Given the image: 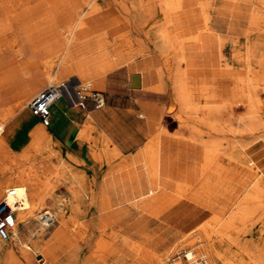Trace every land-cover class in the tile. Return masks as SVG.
Wrapping results in <instances>:
<instances>
[{
    "label": "rangeland",
    "instance_id": "rangeland-1",
    "mask_svg": "<svg viewBox=\"0 0 264 264\" xmlns=\"http://www.w3.org/2000/svg\"><path fill=\"white\" fill-rule=\"evenodd\" d=\"M48 1L51 2L49 5L55 4L54 0ZM94 2L97 8L90 10L88 17L108 9L116 14V19L123 24L118 31L111 35L102 32L94 36L82 37L80 32L73 46L75 58L64 66H59V58H54L46 51L47 40L50 35L49 29L54 23V17L50 15L47 8L32 9L27 14L16 16L5 14L0 17L3 20L13 19L15 22L13 24L14 33H16L17 38L23 41L28 37L29 41L26 42V45L32 51L37 52L35 54L36 65L28 67L27 61L23 57L21 60L16 58L10 49L4 48L3 51H0V139H2L0 142V188L8 185V183L10 186H16L24 211L28 214L34 211L33 215H35L34 220L31 221L33 224L31 230L25 228L23 224L19 225L20 238L13 236L14 233L8 240H4L0 236V242H2L0 264H5L7 260H10V264H49L46 259L40 263L37 260L39 257L43 259L42 256H37V253L40 252L45 256L43 250L48 248L50 254H54L56 264H69L65 259L69 254L66 243L74 236L81 243H84L76 251L77 264H109L114 260L115 253L117 255L124 253L127 264H135L138 259L141 260V263L147 264L140 257L139 251L129 249L123 252V244L119 238L121 235L127 236L131 241L150 251L152 250L149 253L161 254L163 258L161 264H168L169 255H175L176 262L183 264V258L178 254L183 253L181 252L183 249H192L198 253L208 252L215 239H206L204 229H212L218 218L228 219L233 208L242 198L247 193L254 191L253 181L257 178L255 171L247 173L245 171L239 172L230 166L223 167L222 159L215 161L210 167H206L203 157L190 160L185 154H179L175 149L170 148L169 144L164 147L165 142L188 144V140L193 138L191 128L197 125L196 121L189 115H180V112L175 110L167 111L170 106V70L179 59L178 57L171 60L166 59L163 51L153 44L149 38L152 24L143 26L140 32L133 31V26L127 21L130 18L131 10L124 7L130 4V0H116V4L111 0H95ZM247 12H251L250 8ZM78 17L79 13H77V20ZM259 30L264 34V23ZM123 33H129L132 39L143 42L141 53L131 60V63L133 62L132 68L124 66L117 71L129 78L130 82L125 85V89L128 91L133 89V94H142L140 97H133V102H135L133 119L138 121L134 122L133 125H139L140 128L131 129V136H136L137 138L134 140L138 143L129 146L125 151L123 146L115 142L114 138L103 132L98 133L96 129L90 127L87 133L83 131L79 136V139L85 142L89 149V154L87 158L85 157L86 160L70 155L67 158L61 157L54 151L49 156L48 151L43 149L36 150L23 158V144L27 143L28 145L29 142L18 128L14 133L9 132L15 124V122L11 123L10 121L22 112L24 106L37 93L50 86L66 83L70 81L72 76L66 75L60 80H49L43 68L45 63L52 62L49 69L51 75L59 73L66 67H71L72 63H85L87 65V62H91L99 54L106 50L111 51L113 39ZM99 37H104L105 47L96 46L95 42ZM61 39L60 37L59 40ZM124 51L125 54L130 52V49ZM222 52L224 58L221 59L220 70L228 69L226 67L228 65L231 66L232 70L241 73L246 70L244 67L246 45L243 42L239 44L226 40ZM115 53L112 51L111 55L115 56ZM262 62L264 63V57ZM180 67L186 68L184 64H181ZM140 72H143L144 75L151 72L148 87L142 86ZM132 76L140 77V88L132 87ZM9 82L15 84L16 89L19 90V92L17 90L18 98H16L19 101L17 104L13 100L16 98L13 97V90L10 87L5 91L2 90V86ZM89 82H93V80L85 79L78 83L76 78H72L71 86L79 91L81 96H87L89 99L93 98L95 91L102 95L106 91V78L101 88L93 86L94 83L89 87ZM255 84L260 85V81L255 82ZM159 86L163 91L162 89L160 91L154 89ZM23 88L31 89V91L20 94V90ZM257 96L264 102L263 91L259 90ZM14 106L15 113L13 112ZM154 106L157 107L155 111H158L159 116V124L156 127L151 126V122L147 118V112L151 111ZM81 116L83 119L90 120L86 111L81 112ZM253 133V142L257 144V148H260L257 156L264 159L263 120H257ZM204 136L209 137L208 134H204ZM224 138V148L228 150L230 147L229 136L225 135ZM150 143L157 147L161 154L176 160L186 161L189 168L181 170L178 174L175 172L168 176L164 175L165 186L162 190L144 201H139L140 204L138 201L132 200L136 192H130L129 195L126 194L129 201L115 207L111 217L100 215L99 208L94 205L91 207L88 202L92 195L89 190L92 189L97 192L103 180L108 181L113 176L120 174H131L134 177H130L126 182L117 183L116 187L112 186L113 188H122L123 185L126 186L125 184H127L128 188L134 189V185H138L139 180H141V177H135L137 174L139 176L145 175L146 179L143 176L142 179L147 181L148 171L145 166V155L152 151L153 146ZM183 146L185 147V145ZM200 146L202 150L205 148L204 144ZM136 156H138L137 159L126 162L127 159H134ZM193 165L198 171L196 177L190 179L188 175L190 170H193ZM84 172L87 173V176L84 175ZM164 173L169 174L167 169L163 170ZM179 184L182 187L181 193L177 186ZM26 186L30 187L29 192L25 188ZM113 194L116 196L120 193L113 192ZM43 195L49 199L46 198L45 204L40 205L39 197ZM1 202L2 198H0ZM211 207L215 209L213 210ZM44 210H50L55 217L54 225L49 228L39 223V215ZM58 213L65 216L66 223L64 226L57 222ZM6 214L7 212L4 215ZM12 216L15 222L16 218L13 214ZM93 222L95 226L88 228L87 225ZM59 227L64 228L65 231L58 238H54ZM235 227L237 229L241 227L239 236L244 244L262 247L264 245V202L262 207L251 214L244 224L237 222ZM32 233H35L33 234L34 237L30 236ZM44 233L46 236L42 239ZM115 234L118 237L114 238ZM219 238L216 241H219ZM106 242L109 244L107 249L99 247L100 243ZM162 242H166L163 248L160 246ZM23 243H30L33 250L25 249L22 246ZM221 248L222 250L225 249L226 245L222 243ZM113 249H116V252H113ZM232 250L238 252V246L234 245ZM207 256L208 261L212 264L211 258L209 255ZM225 256L227 257V254Z\"/></svg>",
    "mask_w": 264,
    "mask_h": 264
},
{
    "label": "bare ground",
    "instance_id": "bare-ground-1",
    "mask_svg": "<svg viewBox=\"0 0 264 264\" xmlns=\"http://www.w3.org/2000/svg\"><path fill=\"white\" fill-rule=\"evenodd\" d=\"M82 1V8L77 12L79 13L78 20L64 28V39L67 42V47L53 54L54 58H59V66L69 64V62L74 60L73 46L78 39L79 33L86 25V19L89 18L88 12L97 8L95 0ZM111 1L116 4V0ZM34 2L35 0H0V17L5 14L15 15L18 12H24ZM124 7L131 10L130 18L127 21L133 26L134 32H140L143 26L152 24L149 38L153 44L163 51L166 59L171 60L176 57L179 59L177 64L170 70L169 111L175 110L180 112V115H189L197 123L191 128L193 138L188 140V144H185V153H189L194 158L203 157L204 166L206 167H210L215 161L222 159L223 167L230 166L239 172H256L257 178L253 181L252 186L254 189L253 193H247L242 198L233 208L228 219L218 218L212 229H204L206 239L215 240L208 252H200V254L209 255L212 264H264V245L262 247L247 246L241 241L239 236L242 226L238 229L235 227L237 222L244 224L251 214L262 207L264 202V159L257 160L260 148H257V144L253 142V132L255 131L257 120H263L264 122V102L257 96L259 90L264 92V63L262 62L264 57V34L259 30L264 23V0H130V4ZM248 8H250L251 12H247ZM194 19L198 27L196 33H191L194 29L181 31L187 29L184 25ZM12 23L13 19L3 20L0 18V51L8 48L16 58L21 60L24 55L20 49L19 40L16 33H14ZM177 30H179L180 34ZM213 36L215 38H212ZM226 40L239 44L243 42L246 45L244 58L246 70L239 75L237 80V84L244 85L245 92H247L244 96L241 90L238 92V99L245 98L242 100L243 102H224L221 88L225 82L223 73L225 69L220 70V65L207 68L204 66V61H202V50L208 51L213 49V47L217 48L220 59L224 58L222 48ZM95 43L97 47L106 46L104 37H99ZM112 43L113 49L111 51L106 50L99 54L91 62H87V65L85 63H72L71 67H66L55 75H51L49 71L52 62L49 64H47L48 62L45 63L43 68L47 78L49 80H60L66 75H72L70 81L60 85L65 87L63 96L66 99L67 95H71L74 98L73 91L75 89L71 86L72 78H76L78 83H80L85 79L93 80L115 68L128 66L132 58L139 55L141 49H143V42L132 39L129 33H123L119 37L114 38ZM125 49H130V52L124 54ZM112 51L116 52L115 56L111 55ZM181 64H184L186 68L180 67ZM32 65L36 64H29L28 67ZM226 67L228 68L226 70L231 69L230 65ZM191 81H194L192 83H196V85L190 90L189 83ZM257 81H260V85L255 84ZM90 83H88V86H90ZM15 86L11 82L5 83L2 86V90L5 91V89L10 87L13 90V97L16 98L18 89ZM28 91H31V89L23 88L20 90V94ZM16 99L13 100L17 104L19 101ZM28 103L22 111L29 109ZM15 106L13 107L14 113ZM17 128L29 142L26 147H23V158H26L37 150L47 136V131L38 123L36 116L31 111H27L23 115L22 124L15 122L9 132L14 133ZM204 134H208L209 137H205ZM225 135L229 136L230 147L228 150L224 148L223 139H225ZM153 141L155 142V140ZM0 142H2V139H0ZM151 143L153 144V142ZM199 144H204L205 148L202 150ZM151 150V153L145 155L149 190L135 200L138 202L144 201L160 189V177L168 176L175 172L178 174L181 170L189 168V164L186 161L176 160L163 155L155 146ZM181 152L182 150L179 147L178 153L181 154ZM193 166V170H190L188 175L190 179L195 178L198 171L195 165ZM166 169L169 174H163V170ZM177 186L181 193V185ZM25 188L28 192L30 191L29 186ZM0 198H2V202H6L11 214L16 218L14 222L16 227L13 226V236H20V224L31 230L33 225L31 221L35 218V215H33L34 211L30 212V215L24 211L18 196L17 187L10 186L8 183V185L0 188ZM46 198H48L46 195L39 197L40 205L45 204ZM57 222L64 226L66 223L65 216L58 213ZM33 234L35 233L30 236L34 237ZM115 237H118L117 234H115ZM218 237H220V240L216 241ZM119 238L123 244V252L135 249L139 251L140 257L147 264H161L163 259L161 254L149 253L152 250L150 251L123 236H119ZM222 243L226 245L223 250L221 248ZM165 244L166 242H162L160 244L161 248L165 247ZM1 245L2 242H0V249H2ZM234 245L238 246V252H233ZM22 246L27 250H33L30 243H23ZM108 246L107 242L99 244L101 248L107 249ZM113 250V252H116V249ZM225 254H227V257ZM37 256L43 257V259L41 257H39L40 260L37 259L39 263L45 260L42 253L38 252ZM113 258L114 260L111 263L108 262L109 264H127L124 253L120 255L115 253ZM136 262L135 264H143L139 259ZM10 263V260H7L5 264ZM174 264L179 263L175 261ZM208 264H210L209 261Z\"/></svg>",
    "mask_w": 264,
    "mask_h": 264
},
{
    "label": "crops",
    "instance_id": "crops-1",
    "mask_svg": "<svg viewBox=\"0 0 264 264\" xmlns=\"http://www.w3.org/2000/svg\"><path fill=\"white\" fill-rule=\"evenodd\" d=\"M54 2V5H49V3L51 2L48 0H35V2L31 4L30 8L24 10V12H18L17 14H15V16L20 14H27L28 12L32 11V9H48L50 15L54 17V23L50 26L51 28L49 29L50 35L47 40L48 45L46 46V51L51 55L67 47V42L64 39V28L76 22L77 12L80 8H82L83 5L82 0H54ZM116 17V14L110 12L108 9H105L87 18L86 27L81 30L82 37L94 36L102 32H107L109 35L113 34L114 32L118 31L123 24V22L117 20ZM14 23L15 22L13 21L12 24ZM196 23L197 22L194 19L193 21L187 23V25H184L185 27H187V29L181 31L194 29L191 33H196L198 31ZM177 32L180 34L179 30H177ZM60 37L62 38L61 40H59ZM212 38L215 37L213 36ZM213 40L215 41V39ZM28 41V37H26L23 41L19 40L20 49L24 55V59L28 64H36L35 54L37 52L32 51L30 47L26 45V42ZM202 61H204V66L207 68L220 65L221 59L219 57L217 48L213 47V49H209L208 51L202 50ZM132 63L128 65L129 68H132ZM122 67L124 66L115 68L105 73L104 75L93 79V82H91L90 86H92V84L94 83L93 86L101 88L106 78V91L103 94L105 102L102 107L97 108L95 107V104L93 102H87L85 109L80 110L76 108V106H74L68 100V98L66 99L65 96H63L52 107L51 122L48 126L44 125L36 116L38 123L47 131V136L38 146L37 150H44L45 148H47L46 151H48L49 156H51L52 152L54 151L61 155V157L67 158L68 155H70L71 157L75 156L77 158L79 157L83 160H86L87 155L89 154V149L85 142L79 139V136L83 131H86L87 133L88 128L90 127L96 129L98 133L103 132L107 136L114 138L115 142L120 144V146H123V149L125 151L129 146L138 143V141L134 140L137 137L131 136V129L140 128L139 125H133L134 122H138L137 120L133 119V105L135 104V102H133V97H140L142 94H133V89H130L129 91L125 89V85L130 81L129 78L125 77V75L117 72L119 68ZM223 73L225 82L223 84V87L221 88V94L224 102H243L242 100H244L245 98L243 97L242 99H238V92L241 90L243 96L247 92H245L246 89L244 88V85L237 84L239 75L242 73L240 71L232 69L231 71L230 69L225 70V72ZM140 74L142 75V86L148 87V79L150 78L151 72H148L146 75H144L143 72H140ZM211 77L214 78L213 76ZM192 82L194 81H191L189 83L190 90L193 89L196 85V83L194 84ZM154 89L160 91L162 88L159 86L155 87ZM155 109H157L156 106H154L151 111L147 112V118L151 122V126L153 127H156L159 124V116L157 113L158 111H155ZM168 110L169 108L167 109V111ZM27 111H31L30 108L19 113V115L12 119L10 122H20V124H22L23 115ZM83 111L87 112L90 120L82 118L81 112ZM166 144H169L170 148L175 149L177 153L180 147L182 150L181 154H185L187 157H190V160L196 159L189 153H185L186 150L183 146L185 145V143L180 144L178 142L176 144L165 142L164 147L166 146ZM23 146L26 147L27 143L23 144ZM137 157L138 156L134 157V159H127L126 162L135 160L137 159ZM257 160H260V158L257 157ZM84 175L87 176V173L84 172ZM142 176L145 178V175L142 174ZM142 176H139V174L135 175V177H141V180H139L138 185H134L135 188L132 190L128 188L129 186L127 184H125L126 186L123 185L122 188L112 187H116L117 183L120 184V182L122 181L126 182V180H128L130 177H134L131 174H120L117 176H113V178L108 181L103 180V183L98 188L97 192L92 189L89 190L91 191L92 195L89 198L88 202L91 204V207L94 205L99 208L98 211L100 212V215H107L111 217L115 207L121 204H125L129 201V199H127L126 197V194L129 195L130 192H136L135 196L132 199L136 200L137 198H140L142 195L148 192V179L146 181V178L142 179ZM163 179L165 180V178L163 177L159 178L160 189L156 193L160 192V190H162V188L165 186ZM118 186L120 187V185ZM113 192H119L120 194H117L115 196ZM156 193H154L153 195H155ZM92 226H95L94 222L90 225H87L88 228H92ZM64 231V228L59 227V230L54 235V238H58ZM45 236L46 233L42 235V239L45 238ZM121 236L128 238L125 235ZM83 244L84 243H81L79 240H77L75 236L67 241L66 248L69 250V254L65 259H67L69 264L78 263L76 251L79 250L83 246ZM43 252L45 253L44 257L49 264H56L53 256L54 254H50L49 248L47 250H43Z\"/></svg>",
    "mask_w": 264,
    "mask_h": 264
},
{
    "label": "built area",
    "instance_id": "built-area-1",
    "mask_svg": "<svg viewBox=\"0 0 264 264\" xmlns=\"http://www.w3.org/2000/svg\"><path fill=\"white\" fill-rule=\"evenodd\" d=\"M65 93L64 85L48 87L38 94H36L32 100L28 103V107L32 113L37 116L41 122L48 126L51 122V111L55 103L63 97ZM74 98L71 95H67L68 100L80 110H84L86 103L93 102L95 107L99 108L104 105V96L95 91L93 98L89 99L87 96H81L80 92L73 91ZM7 212L6 215H4ZM11 217V223L8 222V218ZM39 223L44 227H51L55 223L54 214L50 210H44L40 213ZM14 226V218L8 208L6 202L0 203V236L4 240H8L12 236V230ZM178 256H182L183 264H208V259L205 255H202L192 249H183ZM176 256H169L168 264H174Z\"/></svg>",
    "mask_w": 264,
    "mask_h": 264
},
{
    "label": "water",
    "instance_id": "water-1",
    "mask_svg": "<svg viewBox=\"0 0 264 264\" xmlns=\"http://www.w3.org/2000/svg\"><path fill=\"white\" fill-rule=\"evenodd\" d=\"M131 81H132V87L133 88H140L141 87V80L139 76H132L131 77Z\"/></svg>",
    "mask_w": 264,
    "mask_h": 264
},
{
    "label": "clouds",
    "instance_id": "clouds-1",
    "mask_svg": "<svg viewBox=\"0 0 264 264\" xmlns=\"http://www.w3.org/2000/svg\"><path fill=\"white\" fill-rule=\"evenodd\" d=\"M8 222L11 223V217L8 218Z\"/></svg>",
    "mask_w": 264,
    "mask_h": 264
}]
</instances>
